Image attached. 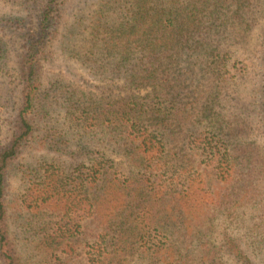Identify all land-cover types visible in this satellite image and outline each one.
<instances>
[{
    "label": "trees",
    "instance_id": "trees-1",
    "mask_svg": "<svg viewBox=\"0 0 264 264\" xmlns=\"http://www.w3.org/2000/svg\"><path fill=\"white\" fill-rule=\"evenodd\" d=\"M0 2L20 9L36 25V29L20 37V41L11 42L14 46L20 44L18 85L21 95L11 120L10 139L0 148V264H21L9 226V173L35 138L37 124L47 115L46 107L42 106L46 95L45 65L54 60L52 48L62 36L70 0ZM97 5L89 27L85 28L88 47L71 56L94 76L119 81L122 95L97 99L86 92H81L79 97L72 93L67 113L69 124L88 135L93 145L87 143L81 151L90 155V161L78 164L76 174L71 175L62 174L55 165H50L40 183L44 204L58 203V196L66 195L69 190L71 193L83 190L89 216L95 219L113 194H122L127 199L123 227L120 225L115 235L106 229L102 240L112 251H105L103 259L92 260L93 264H110L116 258L122 260L135 253L148 255L145 258L150 260L149 264H189L190 249H177L175 239L169 234L162 238L159 235L157 243L146 240L148 234L141 232L146 218L135 217L132 202L147 196L148 184H159L161 179L153 178L154 168L168 173L173 167L168 162L173 149L170 140L178 137L190 140L189 149L196 156H203L206 167L211 168L222 183H229L237 171L250 169L245 175L248 185H242L247 186L233 202L234 207L244 201L247 203L249 196L254 195L253 183L262 180L257 175L264 174V154L260 148L254 146V142L246 143L233 125L227 127V122L215 114L216 94L185 102L182 89L190 83H198L200 75L207 73L215 77L219 85L228 86V77L233 75L230 55L247 44L256 30L264 62V0H99ZM82 27L83 18H80L74 23L69 39L84 34ZM13 45L0 38V74L8 67ZM57 85L59 82H54L51 88ZM142 92L146 93L141 95ZM195 114H198V122L193 121ZM103 144L107 151L112 150L129 160L131 177L122 179L117 175L121 173L119 164L107 158L105 149L100 157L92 154L94 148ZM174 157L182 160L176 154ZM71 176H74L73 182ZM157 187L161 189V185ZM154 189L151 190L159 195L160 189ZM165 194L174 203L178 201L174 194ZM152 212L153 209L144 214L151 215L152 219L147 222L154 225L156 217ZM66 216L65 227L61 222L54 226L42 222V243L51 257L72 245L84 227L80 213L72 217L75 221L70 226L71 216ZM195 218L200 220L201 214ZM109 224L110 221L106 222V226ZM183 235L186 245L193 244L195 239L199 242V255L197 253L192 262L232 264L225 261L227 254L233 264H258L248 249L231 236L225 235L221 245L214 246V239L204 231L185 230ZM134 242L140 243L144 250L135 247ZM259 242L264 243L263 234ZM106 255L110 257L105 258Z\"/></svg>",
    "mask_w": 264,
    "mask_h": 264
},
{
    "label": "rangeland",
    "instance_id": "rangeland-1",
    "mask_svg": "<svg viewBox=\"0 0 264 264\" xmlns=\"http://www.w3.org/2000/svg\"><path fill=\"white\" fill-rule=\"evenodd\" d=\"M98 1L70 0L65 12L66 25L61 29L62 36L52 48L54 60L51 64L45 65V93L48 96H44L42 106L46 107L47 115L37 124L35 138L13 163L9 173V226L21 264H93L92 260L103 259L105 251H112L111 247L102 240V236L107 232L106 229L110 234L115 235L120 225L123 227L127 214L125 209L127 199L119 193L111 196L103 210L98 211L95 219L89 216V206L84 203L83 190L76 193H71L69 190L66 195L58 196L60 197L58 203L44 204V193L40 184L50 165H55L56 170L62 174L71 175L73 172L76 174L78 164L85 162L88 164L90 161V155L81 151L85 149L87 143L93 145L88 135L84 134L83 129L69 124L67 113L72 104L70 101L72 93H77L79 97L81 92H86L93 94L92 96L97 99L122 95L121 90L118 89L119 81L114 82L104 76H94L93 72L71 56L75 51L82 52L88 47L85 42L88 32L85 28L89 27L95 15ZM80 18H83L84 34L69 39L74 23ZM35 29L34 20L23 14L20 9L0 2V38L13 45L11 42L20 41V37L28 35ZM79 29L81 28L77 30ZM20 52V44H15L9 55L8 67L0 74V148L10 139L11 120L20 101L21 87L18 85ZM230 63L233 75L228 77L230 79L228 86L219 85L211 74L200 75L201 81L190 83L182 89L184 100L192 102L200 96L216 94L215 114L227 122V127L233 125L246 143L254 142V146L259 147L260 152L264 154V62L259 51L257 30L251 34L247 44L232 52ZM245 66H247L246 70ZM54 82H59L60 85L53 89L51 85ZM145 93L142 92L141 95ZM195 116L193 121L198 122V114ZM44 139L48 141L43 143ZM189 142L190 140L186 141L180 137L170 140L173 149L172 155H169L171 161L168 162L173 167L168 173L160 172L157 168L153 169L155 174L153 178L161 179L158 184L161 185V189L151 182L148 184L147 198L132 202L135 217H140L139 220L146 218L145 223L141 224V232L148 234L149 238L146 240L150 243L160 241L159 235L162 238V235L169 234L175 239L177 249H190L191 262L196 259L197 253L199 255L200 246L197 239L191 245L185 244L183 235L185 230H195V233L201 230L208 233L214 239L212 242L214 246L221 245L225 235L231 236L246 250L248 249L256 263L264 264V243L259 242L261 234L264 235V226H261L264 222V174L257 175L262 180L253 183L254 195L249 196L250 200H247V203L244 201L245 203L243 202L239 207H234L233 202L248 185L245 175L250 169L239 170L229 183H222L213 170L206 167L203 156H200L201 154L196 156L189 149ZM104 149L107 158L119 164L118 171L121 173L117 175L126 179L132 174L129 160L120 157L112 150L107 151L104 144L94 148L92 154L100 157ZM173 154L178 155L182 160L174 159ZM73 180L74 176H71V181ZM244 184L247 185L242 186ZM153 188L155 191L160 189L158 192L160 194L155 195L151 190ZM165 193L174 194L178 201L174 203L175 201H171V197ZM163 199H166L165 202ZM72 208L73 212L70 214ZM152 209L156 217L154 225L147 222L152 219L151 215L144 214ZM78 213L83 217L81 221L84 225L78 232L79 236L74 239L72 245L61 249L63 251L58 250L51 257L42 243L44 235L41 231L42 222L47 221L50 223L48 226L61 222L65 227L68 218L66 215H69L71 220L68 226H70L75 221L72 217L77 216ZM200 214L201 219L196 220L195 216ZM187 216L190 218L188 219ZM108 221L110 224L106 226ZM134 245L141 247L137 242H134ZM141 249L144 250L143 247ZM226 255H224L225 261L233 264V259ZM106 257L110 256L106 255ZM111 257L116 258L115 255ZM145 257L149 256L135 253L124 256L122 260L116 258L109 262L110 264H149L150 260ZM192 264L201 263L195 260Z\"/></svg>",
    "mask_w": 264,
    "mask_h": 264
}]
</instances>
